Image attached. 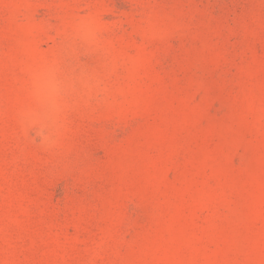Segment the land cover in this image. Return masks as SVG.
<instances>
[{"label": "rangeland", "instance_id": "1", "mask_svg": "<svg viewBox=\"0 0 264 264\" xmlns=\"http://www.w3.org/2000/svg\"><path fill=\"white\" fill-rule=\"evenodd\" d=\"M0 264H264V0H0Z\"/></svg>", "mask_w": 264, "mask_h": 264}]
</instances>
